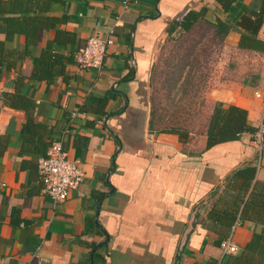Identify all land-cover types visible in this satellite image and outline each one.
Masks as SVG:
<instances>
[{
  "label": "crops",
  "instance_id": "crops-1",
  "mask_svg": "<svg viewBox=\"0 0 264 264\" xmlns=\"http://www.w3.org/2000/svg\"><path fill=\"white\" fill-rule=\"evenodd\" d=\"M240 2L244 8L236 1L229 7L261 15L257 36L264 40V0ZM184 9L199 13L195 24L206 20L214 32L219 20L230 25L206 91L209 119L216 103L236 105L247 110L248 124L260 125L264 97L255 91L264 94V52L238 47L242 28L227 21L229 12L217 0H64L52 14L67 16L59 27L75 33L74 42L53 43L54 30L43 31L22 59L17 52L25 50V37L8 31L0 14V140H6L0 156V264L221 262L217 235L203 220L213 205L221 216L233 213L236 188L225 178L234 169L253 162L255 178L264 180V149L259 158L250 132L207 148L208 124L200 133L155 127L150 94L156 53L180 30L169 32ZM110 29L114 42L101 69L72 60L49 81L35 73L33 58L41 49L66 58L90 35L106 36ZM3 93L34 103L29 115L40 124L34 143L22 145L28 114L3 104ZM57 138L83 174L65 200L54 202L43 190L33 153ZM234 224L229 235L240 249L259 225Z\"/></svg>",
  "mask_w": 264,
  "mask_h": 264
},
{
  "label": "trees",
  "instance_id": "trees-1",
  "mask_svg": "<svg viewBox=\"0 0 264 264\" xmlns=\"http://www.w3.org/2000/svg\"><path fill=\"white\" fill-rule=\"evenodd\" d=\"M217 1L229 12L227 21L236 23L242 28L238 47L264 52V40L257 36L258 29L263 21L262 16L257 15L252 18L240 11L235 12V9L229 7L231 2L236 1L239 7L244 8L240 0ZM63 6L64 0H0V14L6 29L25 37V50L17 52L19 59H22L24 52L30 54V46L38 43L43 31L54 30L53 43L66 44L74 42L75 33L59 27L67 22V16L52 14V12L60 10ZM199 17V13L188 11L183 21L179 23L175 21L172 24L169 32H173L178 26L184 31H189ZM229 27V23H224L221 20L215 25L216 35L220 37V40L228 32ZM2 48L0 42V65L4 61ZM72 60H74V55L63 58L61 54L54 53L52 48H46L41 49L40 53L34 56L33 67L39 78H45L49 81L53 75L64 74L66 62ZM12 64H7V68ZM2 102L13 108H21L28 114L21 130L22 145L26 146L34 143L35 136H38V128L40 130V124L34 122L33 117L29 115L34 106L32 100L22 94L3 93ZM262 124L264 126V114ZM257 129L258 126L248 124L246 109L236 105L216 103L208 122L206 147L209 148L221 142L236 140L243 132L253 134ZM170 130L172 132L180 131V129ZM50 144L51 140L44 141L42 146H37L35 153H33L35 159L45 156ZM5 148L6 140H0V156ZM36 169L39 178L38 163H36ZM255 176L256 164L253 162H248L231 171L225 178V182L227 185L232 184L236 188V191L230 195V201L235 206L233 213L225 211L226 216H221L213 205L203 220L204 226L216 233L217 237L214 240L216 245H220L221 241L228 237L232 226L238 220H251L259 225V228L253 231L251 238L238 252L225 253L219 264H264V180L256 179Z\"/></svg>",
  "mask_w": 264,
  "mask_h": 264
},
{
  "label": "rangeland",
  "instance_id": "rangeland-1",
  "mask_svg": "<svg viewBox=\"0 0 264 264\" xmlns=\"http://www.w3.org/2000/svg\"><path fill=\"white\" fill-rule=\"evenodd\" d=\"M221 40L206 20L182 29L159 46L150 102L155 127L200 133L208 124L206 91L221 52Z\"/></svg>",
  "mask_w": 264,
  "mask_h": 264
},
{
  "label": "built area",
  "instance_id": "built-area-1",
  "mask_svg": "<svg viewBox=\"0 0 264 264\" xmlns=\"http://www.w3.org/2000/svg\"><path fill=\"white\" fill-rule=\"evenodd\" d=\"M189 9H184L176 16V22L183 21ZM114 42V31L110 29L106 36L94 33L86 43L74 52V60L79 67L101 69L108 47ZM257 97H264L255 91ZM253 143L259 154L264 147V126L261 123L252 134ZM38 174L43 190L54 202L63 201L72 189H76L82 180V169L78 160L69 159L60 138L53 139L46 155L38 159ZM235 224L232 226L234 230ZM232 233L221 241L220 248L225 253H236L239 248L231 241Z\"/></svg>",
  "mask_w": 264,
  "mask_h": 264
},
{
  "label": "water",
  "instance_id": "water-1",
  "mask_svg": "<svg viewBox=\"0 0 264 264\" xmlns=\"http://www.w3.org/2000/svg\"><path fill=\"white\" fill-rule=\"evenodd\" d=\"M193 217H194V213H192V215H191V217H190V221H189V223H188V225H187L186 232L192 227ZM185 237H186V235L184 236V238L182 239V241H184V240L186 239Z\"/></svg>",
  "mask_w": 264,
  "mask_h": 264
}]
</instances>
